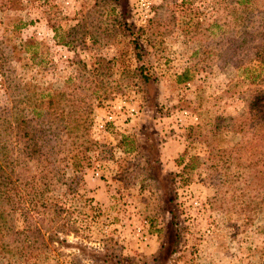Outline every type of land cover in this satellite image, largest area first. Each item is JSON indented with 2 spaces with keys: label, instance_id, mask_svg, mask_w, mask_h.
Here are the masks:
<instances>
[{
  "label": "rangeland",
  "instance_id": "obj_1",
  "mask_svg": "<svg viewBox=\"0 0 264 264\" xmlns=\"http://www.w3.org/2000/svg\"><path fill=\"white\" fill-rule=\"evenodd\" d=\"M218 1L0 0V108L25 84L36 94L66 88L92 141L89 164L67 174L73 191L48 179L45 197L63 208L65 240L17 220L0 264H264L254 145L227 131L260 64L223 62L209 45L204 29ZM124 23L142 29L155 80L140 79ZM184 69L191 79L176 84ZM188 155L197 158L183 171Z\"/></svg>",
  "mask_w": 264,
  "mask_h": 264
},
{
  "label": "trees",
  "instance_id": "obj_2",
  "mask_svg": "<svg viewBox=\"0 0 264 264\" xmlns=\"http://www.w3.org/2000/svg\"><path fill=\"white\" fill-rule=\"evenodd\" d=\"M193 1L181 0L187 5ZM210 17L204 29L207 34L204 35L202 29L198 32L204 35L212 49H217L223 62L244 60L260 64V72L251 74L248 81L253 86L243 107L229 116L227 131L240 134L253 143L255 151L252 154L259 164L258 169H253L252 177L256 179L257 189L264 190V90L256 87L257 80L264 83V0H219ZM198 24L196 19L194 30ZM152 27L158 30L155 25ZM124 30L140 79L144 83L155 80L149 73L148 51L140 40L142 29L133 30L124 23ZM33 44L34 41L24 42L22 46ZM27 51L21 49L22 53ZM6 71H10L7 66L2 71L7 80ZM191 77V72L184 69L174 75V81L178 84ZM34 87L25 84L20 99L9 109L0 108V258L12 253V244L6 235L14 230L17 220L27 228L33 226L34 230L46 232L58 244L65 240L60 236L68 231L67 221L61 217L63 208L46 199L48 183L53 178L64 192L73 191L76 178L74 175L68 178L67 174L80 170L90 161L87 154L92 144L88 133L90 120L73 113L72 91L63 88L36 94L30 91ZM66 107L71 111L65 112ZM185 138L188 142L194 141L191 133ZM215 150L212 149V156L217 153ZM188 158L190 160L182 166L183 171L197 156L188 155ZM184 159L183 154L179 155L177 163ZM173 235L177 237L176 232ZM75 245L85 254L81 243Z\"/></svg>",
  "mask_w": 264,
  "mask_h": 264
},
{
  "label": "built area",
  "instance_id": "obj_3",
  "mask_svg": "<svg viewBox=\"0 0 264 264\" xmlns=\"http://www.w3.org/2000/svg\"><path fill=\"white\" fill-rule=\"evenodd\" d=\"M130 110H131V109H130ZM183 113H184V112H183ZM106 118L110 119L111 117L108 116V117H106ZM94 126L96 127V129H98V130H102L103 127H104V123H103V121H101V119H99L98 121L95 122V125H94Z\"/></svg>",
  "mask_w": 264,
  "mask_h": 264
}]
</instances>
